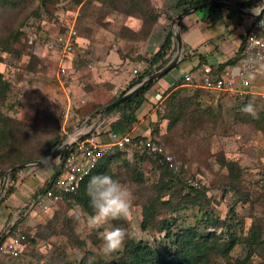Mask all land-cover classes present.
<instances>
[{"label":"rangeland","instance_id":"obj_1","mask_svg":"<svg viewBox=\"0 0 264 264\" xmlns=\"http://www.w3.org/2000/svg\"><path fill=\"white\" fill-rule=\"evenodd\" d=\"M21 12L26 18L19 27L23 36L13 44L17 56L0 49V75L7 83L0 111L15 122V127L25 126L19 140L22 149L33 154L52 135L53 127L43 122L45 114L53 115L55 135L62 136L79 118L97 112L118 96H103L111 84L102 71L127 65L126 72L135 77L132 70L146 66L150 56L145 47L146 42L149 44L146 37L156 12L149 0H28ZM3 23L4 16L0 15V26ZM69 28L75 31L77 43L66 54L65 73L60 74L59 47L55 41ZM171 30H177L176 24ZM112 49L117 51L119 63L106 66L101 62L105 52ZM258 68L260 71L250 78L251 93L246 101L254 103L258 118L241 111L245 105H241L243 96L236 98L227 92L185 85L166 90L148 117L149 136L171 156L175 176L200 191L195 203H179L175 210L160 205L156 218L169 219L171 232L194 228L196 240L213 232L219 240L235 242L226 255L208 256L216 264L264 262V61L254 71ZM129 88L124 87L121 92ZM87 91L92 101L98 103L87 108L80 99V104L73 105L71 100H79ZM103 100L105 103H101ZM110 114L118 116L117 112ZM172 117H176V123L168 127ZM133 118L129 127L136 122L134 112ZM221 160L235 163L239 176L234 188L226 184L227 170L220 165ZM57 161L56 157L41 163L28 161L17 170L13 180L6 177L0 198L8 185L13 186V191L0 202V233H6L14 222L15 227L0 244L16 233L23 240L16 255L0 249V264H52L58 256L61 264H87L89 260L111 263L121 251L106 255L102 251L103 235L117 227L125 229L129 238L157 251L164 252L169 247L162 232L141 230L139 226V200L151 194L160 175L157 166L146 157L137 162L132 152L125 150L109 159L112 177L133 194L131 216L118 220L116 225L110 221L99 229L88 226L93 213L66 199L44 200L27 208ZM130 164L140 174L142 184L132 180ZM172 182L177 189L174 178ZM186 193L192 195L187 186L180 195ZM168 198V192H162L161 200ZM175 202L171 199L172 206ZM211 222L218 225H210ZM47 225L51 229L45 237L36 235L38 230H47ZM251 230H255V241L247 245Z\"/></svg>","mask_w":264,"mask_h":264},{"label":"trees","instance_id":"obj_2","mask_svg":"<svg viewBox=\"0 0 264 264\" xmlns=\"http://www.w3.org/2000/svg\"><path fill=\"white\" fill-rule=\"evenodd\" d=\"M27 1L28 0H0V15L4 16V23L0 26V49L3 51L11 52L15 56H17L18 52L13 44L15 42H19V38L23 36V33L19 30V27L22 25V23H24L26 18L25 14L21 15V11L23 8H25ZM77 1L79 0H76V2ZM206 1L210 0H183L179 1L178 3H186L187 7H191L198 3ZM255 1L256 3H261L262 0ZM16 18L17 20H15ZM173 42L174 39L171 32H167L164 35L158 48L153 53H151L149 58L146 60V66L143 69L135 72L136 74L131 86L139 83L144 77L159 70L167 63V54L169 55L171 44H173ZM234 61H229L227 63H232ZM222 67L223 66H220L218 67V69L220 70ZM154 81L155 80L140 86L121 103L103 112L105 115L110 114L111 112L118 113L117 118L110 121V123L108 124V130L114 131L118 134L128 133L129 125L134 120L133 112L143 101V95L145 91L152 85ZM6 89L7 83L1 79L0 75V106L5 99ZM124 92L125 91L121 92L118 96L112 98L109 102L116 100ZM242 96L235 95L236 98H243L244 101L241 103V105L246 104V101L250 97V93H246ZM44 121L46 125H48L49 127H53L52 135L45 142V146H43L39 152L32 154L31 152L22 149V143L19 140V137H21L20 134L25 131V126L22 125L20 128L17 126L15 127V122L0 111V178L9 168H12L17 164H24L28 161L38 160L54 152L60 145L63 135H55L54 128L56 127V121L53 115H51V113L45 114V119H43V122ZM78 122L79 121H76L75 123ZM175 123L176 117H172L171 119H169L167 125L168 127H170ZM101 140H107V134L105 132L101 133ZM119 153L120 152H115L113 154H109L108 156L100 158L92 168V170L82 179L78 189L72 194L63 195L60 200L66 199L67 201H71L73 204L80 205L87 212L93 213L90 197L87 194L88 184L93 176L99 174L111 175L109 171V159ZM63 156V151L59 152L58 155L55 156L58 161L54 165L53 171L48 176L45 185L37 189V191L33 194V200L41 198L43 193L49 188L50 181L58 174L61 168ZM151 156V154H147L144 151L136 152L134 150L132 152V158L134 161L138 162L143 157H146L153 165L155 164L157 166L160 172L158 180L151 188V194H149L146 199L139 200V204L141 207V220L139 226L141 230L149 229L156 230L157 232H162L163 236L168 238L169 247L164 252H160L152 249L142 241H134L132 238L127 237L123 250L119 253L117 258L112 260L111 263H106L101 260L97 262L89 260L87 264H216V262L212 261L208 256L213 253H215V255H226L235 242L230 240H219L217 234H214L213 232L205 234L204 236H202L201 240H196L194 228H185L176 232H171L169 219L156 218L158 212L157 209L160 205H162V207L169 208V210H175L176 206L179 203H195L197 196L200 194V191L192 186V184H188V182H186L185 180H182L181 178L175 176L173 172V161L166 162L161 159V162L158 160V155H155L154 157ZM130 165L132 166V180L138 184H142L143 179L141 178L140 174L138 172H135V170L133 169V164ZM220 165L225 167L227 170L226 184L229 183L231 185V188L237 186L239 174L237 168L235 167V163L231 161L221 160ZM18 169L20 168H16L10 171L8 173V178L13 180ZM172 178H174L175 184L176 186H178L177 189L173 188L174 183L172 182ZM186 186L188 187L189 191L192 192V195H190L189 193L180 195L181 190ZM12 191L13 186L10 184L5 188L2 198L10 195ZM164 191L168 192V196L170 197V199L168 198L165 200H161V195ZM242 195L244 198H246L245 194ZM2 198H0V202ZM171 199L176 200L175 205L173 206L171 205ZM113 221L115 225L119 223L118 220ZM210 225L217 226L218 224L217 222H211ZM14 227L15 222L11 226L7 227L6 233H0V242L8 233L13 230ZM47 227V230H38L36 232V235L41 238L45 237L51 229L50 225H47ZM254 239L255 230H251L248 235V239H246V244H253L255 241ZM30 241L32 242V240ZM250 251L251 250L248 247L247 254H250ZM58 258L59 256L57 258H53L54 260H52V264H61ZM80 264H84V261H82ZM258 264H264V262H260Z\"/></svg>","mask_w":264,"mask_h":264},{"label":"crops","instance_id":"obj_3","mask_svg":"<svg viewBox=\"0 0 264 264\" xmlns=\"http://www.w3.org/2000/svg\"><path fill=\"white\" fill-rule=\"evenodd\" d=\"M179 1L183 0H149L154 12H156V16L153 21V27L146 37L150 44L146 42L145 45L149 52L148 55L158 48L167 32H171L173 36V30L171 29H173L175 24L181 46L175 65L164 75L155 79L145 91L143 101L134 111L136 122L129 127L128 132L132 135L145 137L150 134L148 117L152 116L154 103L163 98L166 90H173L181 85L202 89L198 84L200 83L203 65L215 64L217 67L215 72H220L225 65L231 64L227 62L236 60L243 46L245 32L255 15L252 9L255 8V11H257L261 6V3H256L255 0H215L220 1L222 4L191 10L173 24L174 17L179 12L189 8L186 3L179 4ZM175 52L176 42L174 40L173 44H171L169 55L167 54V62L174 56ZM119 58L116 50H108L105 52V60L101 63L106 66H109L110 63L117 66ZM220 66L223 67L219 70L218 67ZM126 67L127 65H121L119 70L114 71H107L102 68L104 71L101 74L104 73L111 84L110 89L103 96L110 98L114 94L119 95L122 88L131 86L134 75L128 74L125 70ZM258 69L253 74H256L261 68ZM185 74L190 75L191 83L183 82L181 77ZM90 96L91 94L87 91L79 96V100L76 98V100L72 99L71 102L74 103L73 105L75 103L80 104L79 101L82 99L83 105L90 108L93 104L98 103V100L92 101ZM101 103H105V101L103 100ZM98 113L103 114L105 120L103 124L104 130L108 129L110 121L117 118L116 114L105 115L98 110L97 113L82 116L77 120L79 122L74 123L73 126L81 124L87 117L92 121V119L97 118Z\"/></svg>","mask_w":264,"mask_h":264},{"label":"built area","instance_id":"obj_4","mask_svg":"<svg viewBox=\"0 0 264 264\" xmlns=\"http://www.w3.org/2000/svg\"><path fill=\"white\" fill-rule=\"evenodd\" d=\"M259 14H255L248 26L242 49L236 60L225 65L220 72H215V64L203 65L199 87L211 92H227L232 95L242 96L251 93L250 74L254 73L256 66L264 61V0L257 9ZM56 46L59 47V64L57 72L65 73V57L68 54L75 40V31L68 29L66 34L57 38ZM255 60V63L252 62ZM136 72L135 69L132 70ZM183 82L191 83L189 74L182 77ZM104 118L102 113H98L97 118L87 117L81 124L72 126L67 131H63V138L66 142L61 168L58 174L50 181L49 188L43 193L41 198L32 200L27 204V208L33 205H40L44 200L56 201L65 194L74 193L82 179L92 170L97 161L115 152L128 151L146 152L147 154L158 155L160 159L171 162V156L166 154L163 147L152 137H139L129 132L118 134L108 129L104 130ZM107 134V140H101V133ZM137 137V138H136ZM61 140V141H62ZM45 208V205L41 206ZM23 236L16 233L14 236L6 238L0 249L12 255H16Z\"/></svg>","mask_w":264,"mask_h":264},{"label":"clouds","instance_id":"obj_5","mask_svg":"<svg viewBox=\"0 0 264 264\" xmlns=\"http://www.w3.org/2000/svg\"><path fill=\"white\" fill-rule=\"evenodd\" d=\"M253 14H259L252 9ZM264 27V23H261ZM255 63V60H252ZM250 78L252 75L250 74ZM241 111L253 118H258L254 103L245 104ZM93 214L88 219L90 229H99L113 220H127L131 216L132 192L119 180L108 174L93 176L87 187ZM128 233L123 228H113L103 235L102 251L106 255L123 250Z\"/></svg>","mask_w":264,"mask_h":264},{"label":"water","instance_id":"obj_6","mask_svg":"<svg viewBox=\"0 0 264 264\" xmlns=\"http://www.w3.org/2000/svg\"><path fill=\"white\" fill-rule=\"evenodd\" d=\"M222 3L220 1H215V0H210V1H206V2H201L199 4H196L194 6H191L189 8L184 9L183 11L179 12L173 19L172 23L175 24L176 21L183 15H185L187 12L191 11V10H196L199 9L201 7H205V6H210V5H221ZM173 37L174 40L176 42V52L174 54V56L163 66L161 67L159 70L153 72L152 74L144 77L139 83L133 85L132 87H130L128 90H126L121 96H119L116 100L109 102L107 104H105L104 106L101 107L100 112H104L105 110L112 108L113 106L121 103L123 100H125L127 97H129L134 91H136L140 86L144 85L145 83H148L150 81H153L157 78H159L160 76L164 75L169 69H171L175 63L177 62L178 59V55H179V51H180V46H181V41H180V37H179V33L177 32V30H175L173 32ZM66 145V142L64 140H62L60 142V145L56 148V150L54 152H52L51 154L33 161L32 163H41L45 160H49L51 158H54L55 156L58 155L59 152H61L64 147ZM24 166V164H18L13 166L12 168H9L4 176H3V180L0 186V190H3V187L5 185V181H6V177L8 176V173L10 171H12L13 169L16 168H20Z\"/></svg>","mask_w":264,"mask_h":264}]
</instances>
